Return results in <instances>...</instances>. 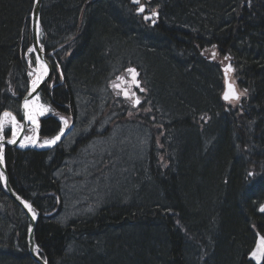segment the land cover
Listing matches in <instances>:
<instances>
[{
    "label": "bare ground",
    "instance_id": "obj_1",
    "mask_svg": "<svg viewBox=\"0 0 264 264\" xmlns=\"http://www.w3.org/2000/svg\"><path fill=\"white\" fill-rule=\"evenodd\" d=\"M101 2L116 7L117 10H107L109 11L108 26L106 25L107 31H104V38L99 45L98 66L91 69L85 70L82 65H78L70 67L64 73L68 63L67 58L77 47H87L92 36L97 34L104 23L103 17L85 16V13L69 14L65 19L69 31L60 42L51 39L53 49H48L43 41L39 40L45 51L44 61L32 56L29 51L33 44L32 16L30 17L31 44L27 46L28 49L23 56L19 55V60H15L10 66L2 83L10 93H24V95L15 96V98L19 97L16 104L9 103V99L5 98L0 109V206H4L2 204L4 200H10L16 205L20 215L26 217L22 207L16 202V199H21L30 207L37 206L38 203L40 206L37 207L42 208L45 218L58 219L62 206H57L59 201L56 195L53 199L55 203L50 201L48 196L56 192L69 197L75 192V187L76 193L81 192L97 202L100 198L113 197L118 203L122 205L126 203L125 205L128 206L132 204V200L127 194L124 195L129 189L126 192L124 190L130 186L129 181L135 183V192H144L141 189L143 182L141 177H145L146 174L148 178L155 180L159 187V192L150 197V200L154 201L152 202L154 206H151V215L155 218L152 222L155 226L154 230L157 228L164 230L166 235L170 233L169 231L181 234V244L177 249L180 263H186L190 255L198 259L205 253L204 243H209L199 237V234H206L201 225L206 210L202 206L171 207L172 197L165 190L162 180L177 172V169L185 167V155L188 151L189 156L195 152L192 147L188 148V144L197 145L202 141L208 145H217L218 140L228 131L229 135H226L231 139L236 152L243 155L246 147L251 143L248 131L251 130L253 121L256 125L254 130H261L258 118L255 119L251 115L250 104L256 106L255 97L251 96L247 88L241 89L239 85L229 80L223 71L235 67L231 57L234 39L240 41L245 37L244 39L250 41L249 38L256 29L261 30L263 27L264 14L260 11L264 8V0H224L218 6L213 5L209 8L201 6L203 0H197V6L193 4L196 6L193 11L190 12L188 8L182 6L177 9V14L171 10L174 7L171 2L177 0L168 2L139 0V3L134 0H101ZM141 5L145 8L144 12L138 11ZM145 17L149 18L145 19ZM77 24L80 26L74 30ZM44 65H49L51 68L45 81L43 80L46 75ZM53 65L56 70H52ZM24 68L26 80L22 78ZM129 69H135L139 86L132 81ZM216 69L220 73H217ZM207 73L209 76L212 75V78H205ZM216 73L222 86L219 95L216 93L217 107L209 112L213 117L211 121L218 122L219 127L214 129L216 133L211 132L210 137H206L202 135L203 132L196 122L201 123L209 118L208 108L193 110L191 106L183 105L182 101H176L178 98L175 95L178 92L174 90L172 83H176V79H180V83L188 79L190 82L187 85L181 84L186 94L197 92L203 94V98L206 94L215 96L212 90L214 84L209 80L217 82ZM114 84L120 87H113ZM18 85L20 92L15 88ZM44 87L49 88L50 91L47 93ZM232 89L239 95L238 100L224 98ZM36 91L40 93L41 102L48 107L40 119L34 97L28 101L29 108L24 107L26 94ZM125 91L129 93L127 97L124 95ZM137 97L140 103L134 104L133 101ZM57 101L64 110L53 106ZM167 105H171L172 112H168ZM6 112L11 116L5 117ZM29 115L35 116V123L28 119ZM15 116L22 117V120H18ZM64 116L69 120L67 128L61 120ZM192 118L197 121L193 122ZM101 121H107L109 127ZM261 121L264 120L260 118ZM61 129L64 134L55 145L45 147L43 143L42 147L39 146V143L54 138ZM161 134L163 135L160 136ZM185 135L188 139H185ZM9 141L22 144L31 151H54L53 154L46 152L42 156H37L36 153L28 154L26 158L31 163L38 160L37 158L43 162L40 166L41 173L38 171L34 173L31 169L30 172H25L21 165H17L18 161L13 167H8L7 149L10 148L14 150L13 152L21 150L17 145L4 146ZM89 147L92 149L89 150L88 156L91 158L88 159L96 163L90 171L98 175L88 177L87 184L75 175H70L69 178L68 173L76 159L82 160L87 156L81 152ZM58 148L63 151L62 159L61 157L57 159ZM209 148L213 147L209 146ZM257 153L255 160L252 158L245 160L241 173L242 182H253V186H258L264 180V151ZM101 168L102 171H99ZM45 173L49 177L47 181L53 184V188L50 189L52 191L29 185L26 187V192L30 196L24 197L11 183V181L26 183L31 180L37 185L46 178ZM107 178L113 180L115 189L106 183ZM118 187L121 190H118ZM88 189L95 193L100 191V195L92 194ZM257 206L259 207L255 211L264 214V211H261L264 208V200ZM114 207L116 206L112 208ZM167 208H174V213L170 215V220L164 221L161 215L166 214L163 211ZM215 210L211 208V214L218 217L219 214ZM71 222L78 226L91 223V219L80 222V217H77ZM0 223H4V220L0 219ZM69 226L70 221L65 224L64 230ZM28 231L29 223L26 233ZM190 231L198 233H190ZM253 235L254 238L248 241L245 249L244 246L237 245V249L243 255H248V259L255 251L258 239L264 237L259 231ZM119 237L121 236L116 237L119 245H125V238L120 240ZM74 239L76 240L77 237ZM57 246L58 244L53 245L54 248ZM37 248L41 256L38 245ZM218 249L220 250L213 248L209 254L219 257ZM27 251L29 253L28 247ZM170 252L172 256L173 252ZM82 256H84L83 252ZM41 258L45 260L42 256ZM110 259L113 264H117L120 258L116 254ZM263 259L260 264H263ZM250 260L256 264L252 259ZM69 262L74 264L72 259Z\"/></svg>",
    "mask_w": 264,
    "mask_h": 264
},
{
    "label": "trees",
    "instance_id": "obj_2",
    "mask_svg": "<svg viewBox=\"0 0 264 264\" xmlns=\"http://www.w3.org/2000/svg\"><path fill=\"white\" fill-rule=\"evenodd\" d=\"M34 1L0 0V109L3 107L2 103L5 98L9 99V103L16 104L19 97L15 98V96L22 97L24 95V93H10L2 83L10 66L15 63V60H19V55L23 56L28 49L27 46L31 44L30 17ZM168 1L166 0V2ZM223 1L203 0L201 6L206 8L213 5L218 6ZM194 3L197 6V0H177V2H171L174 6V9L171 10L177 14V9L184 6L191 12L196 8L193 6ZM189 5L191 6L189 7ZM107 10H117V8L105 5L101 0H44L40 21L44 37L43 43L48 49H53L50 43L51 39H57L60 42L66 37L69 27L66 26L65 19L69 14L82 15L85 13V16L104 18L100 30L96 35L94 34V37L92 36L87 47L76 46L72 55L67 58L68 63L64 68V73L72 66L82 65L86 70L98 64L99 45L104 38V31H107L106 25L108 26L107 13L109 11ZM105 11L106 13H104ZM260 13L264 14V8ZM79 26L75 25L74 30ZM244 38L242 37L240 41L234 39L231 51L235 65L234 77L241 89L242 87L247 88L251 96L255 97L256 106L253 107L250 104L251 115L255 119L258 118L261 130H254L256 125L253 121V126L248 131L251 143L246 147V152L243 155L236 152L231 139L227 136L229 135L228 131H226L227 135H223V138L218 140L217 145H208L202 141L197 145L188 144V148L192 147L195 152L191 156H189V151L187 152L184 157L185 167L177 169V172L162 180L165 190L172 197L171 207L202 206L206 210L205 216L201 219V225L206 234H199L203 241L209 242L204 243V255L198 259L190 255L186 263H180L177 249L181 244V234L169 231L170 233L166 235L164 230H158V228L154 230L155 226L152 222L155 218L154 215H151V206H154L152 203L154 201H151L150 197L159 192V187L155 180L153 181L145 174V177H141L143 182L140 181L141 189L144 192H135V183L131 181H129L130 186L128 185L129 187L124 190L126 192L129 189L124 195L127 194L128 198L132 200V204L128 206L125 205L126 203L123 205L118 203L113 197L100 198L99 202L89 198L95 206H62L58 219L56 217L54 220L45 218L42 208L37 207L40 206L38 203L37 206H32L39 215L35 240L41 251V256L47 260L48 264H72L69 262L71 259L74 264H113L110 257L116 254L120 258L117 264H254L248 259V255H243L237 249V245H242L245 249L248 241L254 238L253 233L259 231L264 235V214L255 211L259 207L257 204L264 200V180L258 186H253V182L243 183L241 180L245 160L247 158L255 160L257 152L264 151V121L260 122V118L264 120V23L261 30L256 29L255 33L251 35L250 41ZM18 45H20V49H18ZM54 68L55 65L52 70H56ZM169 68L173 67L169 66ZM216 72L220 73L218 69ZM204 77L208 79L212 78V75L209 76L207 73ZM22 78L25 79V68ZM216 79L215 83L209 80L214 84L212 90L215 96L206 94L204 98L203 94L197 92L186 94L181 84L187 85L190 82L188 79L184 83H180V79H176L177 82L172 83L175 87L174 90L178 92L175 95L178 98L176 101H182L183 105L191 106L193 110L201 107L208 108L209 118L201 121L202 124L196 122L203 132L202 135L206 137H210L211 132H215L214 129L219 127L217 126L218 122L211 121L213 117L209 112L211 109L214 111L217 107L216 93L219 95L222 86V83L220 84L218 81V74ZM79 84L77 83V85ZM15 88L18 92L21 91L19 85ZM45 90L47 93L50 91L49 88ZM147 97L145 96V98ZM54 104L53 106L59 110H64L58 101ZM167 106L168 112H172L171 105ZM192 119L193 122L197 121ZM185 137L188 139L187 135ZM209 146L213 148H209ZM13 151L10 148L7 149L8 167H13L18 161L17 165H21L25 172L31 169L32 172L41 173L40 166L43 161L37 158L38 160L31 163L26 156L30 153L42 156L47 151ZM53 151L47 153L53 154ZM56 152L57 159L58 157L62 159L63 151L58 148ZM57 159L54 160L57 161ZM45 177L41 183H38L40 185H36L31 180L24 182L25 184L13 181L11 183L19 194L28 197L30 195L26 192V187L29 185L37 186V189L44 188L42 190L52 191L50 189L53 188V184L47 181L49 177L46 173ZM118 190L121 188L118 187ZM93 194L100 195V191ZM55 195L57 201L67 198L60 193L53 192L48 196L53 203L56 202L53 201ZM2 204L7 206H0V219L4 220V223H0V264H36L27 251L26 232L29 223L27 217L20 215L12 201L6 199ZM113 206L116 207L112 208ZM118 206L123 207L118 208ZM211 208L216 209L218 217L211 214ZM173 209L167 208L163 211L166 214L161 215V218L164 221L170 220V215L174 213ZM77 217H80V222L90 218L91 223L75 226L71 221ZM69 221L70 226L64 230L65 224ZM190 233L198 232L190 231ZM118 236H121L120 240L125 238V245H119L116 239ZM75 237L78 240H75ZM54 244H58L56 249L53 247ZM213 248H220L217 251V253L220 251L219 257L209 254ZM151 250L152 252H150ZM170 251L173 252L172 256ZM82 252L84 256L81 257Z\"/></svg>",
    "mask_w": 264,
    "mask_h": 264
},
{
    "label": "water",
    "instance_id": "obj_3",
    "mask_svg": "<svg viewBox=\"0 0 264 264\" xmlns=\"http://www.w3.org/2000/svg\"><path fill=\"white\" fill-rule=\"evenodd\" d=\"M44 0H35L34 4H33V10H32V38H33V48H34V52H35V56L41 58L43 61L44 59V51H42L40 49V42H39V20H40V12L43 6ZM47 68V71L45 72L46 75L44 76V81L46 78H48L50 72H51V68L49 65H44ZM229 71H231V68H228ZM225 75L228 77V74L225 72ZM44 81H43V85H44ZM41 87V86H40ZM38 94V91L34 92H28L26 94V97L24 99V103L25 100L29 101L30 99H32L34 96H36ZM229 95H231V93H228ZM25 124H27L25 122ZM17 145L18 148L20 149H27L26 147H22L17 143H9L7 142L4 146H14ZM17 204H19V206L22 207L28 222H29V231L27 233V247L30 253V256L34 259V261L37 264H47V262L45 260H43L40 256V252L37 248V244H36V240H35V229L37 226V222H38V216L33 212L32 207H30L27 202H23L21 199H16ZM261 238L258 239V243L257 246L255 248V251L260 247ZM250 259H252L256 264H260L262 262V259H257L255 257H253L252 255L250 256Z\"/></svg>",
    "mask_w": 264,
    "mask_h": 264
},
{
    "label": "rangeland",
    "instance_id": "obj_4",
    "mask_svg": "<svg viewBox=\"0 0 264 264\" xmlns=\"http://www.w3.org/2000/svg\"><path fill=\"white\" fill-rule=\"evenodd\" d=\"M31 50L33 51L32 48H31ZM38 73H40V72H38ZM38 76H39V74H38ZM233 79H234V77H233ZM44 89H45V87H44ZM34 101H35L36 107L38 108L39 115H40L39 119H40L41 116L46 113V111L48 110V107H46L45 104L41 102L40 93L34 97ZM41 112H43L42 115L40 114ZM15 117H18V116H15ZM64 117L66 118V116H64ZM18 119L21 120V117H18ZM67 121H68V124H69V120L68 119H67ZM62 122H63V120H62ZM101 122L106 127H109V124L106 123L107 121L106 122L101 121ZM63 124H64V122H63ZM67 127H68V125H67ZM111 127H113V126H111ZM92 142H94V141H92ZM43 143H44V141L41 142V143H39V146L42 147ZM45 146H49V145H45ZM95 147L96 146H94V148ZM91 149L92 148L89 147L87 149L84 148L82 150L81 153L82 154H86L87 156H85V158L82 159V160L81 159L80 160L79 159H76L74 161V164H73L71 170H69V173H68V177L69 178H70V175H72V176L75 175L79 179H83L88 184V182H89L88 179H87L88 177L98 175V174L93 173V172L90 171V169H93V166L96 164L92 160L88 159V158H91L90 156H88L89 150H91ZM99 171H102V168L99 169ZM106 183L108 185H110L111 187L115 188L114 185H113V180L112 179L107 178L106 179ZM88 186H90V185H88ZM74 190H75V192L73 194H70L69 197H67L64 200H59L57 206H95L94 203H91L90 199L86 197V195L82 194L81 192L79 194L76 193L77 192L76 191L77 190L76 187L74 188ZM89 192L92 193V194L94 193L93 190H89ZM4 206H7V205L5 204Z\"/></svg>",
    "mask_w": 264,
    "mask_h": 264
},
{
    "label": "snow or ice",
    "instance_id": "obj_5",
    "mask_svg": "<svg viewBox=\"0 0 264 264\" xmlns=\"http://www.w3.org/2000/svg\"><path fill=\"white\" fill-rule=\"evenodd\" d=\"M134 2L136 3H139V0H134ZM138 11L140 12H144L145 11V8L141 5L139 8H138ZM153 15H157L156 13H153ZM149 17H145V19H148ZM47 71V68L45 66V72ZM130 74H132V81L137 85L139 86V81L136 80V73H135V69H129L128 70ZM123 79V78H121ZM113 87H116V88H119L120 85H116L114 84ZM141 91H143V89H140ZM124 95L127 97L129 95V93L127 91L124 92ZM224 98L227 100V99H239V95L235 92L234 89L231 90V95H229L228 93L225 94ZM134 104H139L140 103V100L139 98L137 97L134 101ZM24 107L27 109L29 108V102L27 100H25V104H24ZM41 115L43 114V112L40 113ZM4 116L5 117H10L11 114L10 113H4ZM14 119V118H13ZM28 119L31 120L33 123L36 122V119H35V116L34 115H29L28 116ZM61 120H63L64 122V125L65 127H67L68 125V121L66 118L64 117H61ZM64 134V131L63 129H61L60 133L57 134L54 138L50 139V140H45L44 141V144L45 145H55L57 143V141H59L61 139V136ZM10 143L13 142V141H9ZM21 146H24V145H21ZM43 146V145H42ZM261 211H264V208L261 209ZM252 256L257 258V259H262L264 258V237L261 238V244H260V247L254 251L252 253Z\"/></svg>",
    "mask_w": 264,
    "mask_h": 264
}]
</instances>
